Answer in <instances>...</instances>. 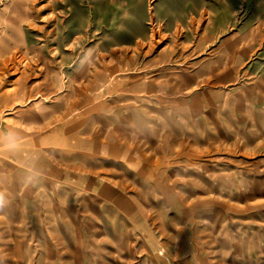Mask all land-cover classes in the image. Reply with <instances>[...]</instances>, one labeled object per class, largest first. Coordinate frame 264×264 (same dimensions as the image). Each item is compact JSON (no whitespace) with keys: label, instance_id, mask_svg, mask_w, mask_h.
<instances>
[{"label":"rangeland","instance_id":"obj_1","mask_svg":"<svg viewBox=\"0 0 264 264\" xmlns=\"http://www.w3.org/2000/svg\"><path fill=\"white\" fill-rule=\"evenodd\" d=\"M0 264H264V0H0Z\"/></svg>","mask_w":264,"mask_h":264},{"label":"crops","instance_id":"obj_2","mask_svg":"<svg viewBox=\"0 0 264 264\" xmlns=\"http://www.w3.org/2000/svg\"><path fill=\"white\" fill-rule=\"evenodd\" d=\"M115 148V147H114Z\"/></svg>","mask_w":264,"mask_h":264}]
</instances>
